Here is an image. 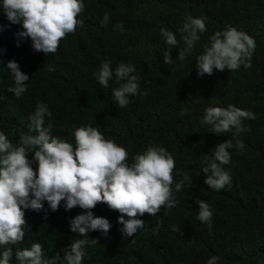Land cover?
I'll return each mask as SVG.
<instances>
[{
  "label": "trees",
  "instance_id": "trees-1",
  "mask_svg": "<svg viewBox=\"0 0 264 264\" xmlns=\"http://www.w3.org/2000/svg\"><path fill=\"white\" fill-rule=\"evenodd\" d=\"M84 4L77 17L84 21L83 27L62 39L56 53L46 56L33 49L30 38L18 37L22 24H11L6 15L0 18V131L18 144L42 102L52 114L50 119L45 117L44 126L51 125L59 137L68 139L82 126L97 127L106 139L127 149L129 164L149 146L164 147L175 159L176 181L186 173L191 186L185 181V187L175 192V207L162 206L157 216L138 215L145 227L128 238L120 231L121 214L106 204L92 211L109 220L108 237L99 231L83 237L71 231L70 220L84 210L66 211L61 202L52 212L45 201L43 211L24 210L28 222L24 240L0 246V251L12 247L10 264H19L15 252L40 243L45 258L60 253L62 261V249L76 239H89L99 243L89 242L82 264H207L213 256L219 258L217 264H264V0H84ZM105 13L109 22L101 26ZM189 15L206 17V31L181 63L180 29ZM3 21L15 27H1ZM119 24L123 32L117 29ZM228 26L254 38L251 67L198 76L197 57L204 45L210 46L211 37ZM161 28L176 34L177 46L166 44ZM164 51L171 52L175 65L164 63ZM11 60L29 76L27 91L20 98L8 91L15 86L7 68ZM105 60L113 71L122 62L136 68L139 92L129 97L124 108L114 101L112 89L126 81L118 82L113 76L105 89L97 80ZM229 105L251 111L255 119L243 121L251 131L236 137L243 149H229L230 162L221 167L230 174L231 184L217 191L205 184L202 168L209 161L204 156H212L218 143L233 139L235 129L216 134L201 121L207 107ZM29 155L34 156V151ZM197 199L211 205V229L197 219Z\"/></svg>",
  "mask_w": 264,
  "mask_h": 264
},
{
  "label": "clouds",
  "instance_id": "clouds-1",
  "mask_svg": "<svg viewBox=\"0 0 264 264\" xmlns=\"http://www.w3.org/2000/svg\"><path fill=\"white\" fill-rule=\"evenodd\" d=\"M84 9V0L2 2V16L6 15L11 24H22L23 31L17 33L18 37L30 38L33 49L45 56L56 53L62 39L74 34L77 27H83L84 21L77 17ZM206 19L203 16L193 18L191 15L185 18L180 29L184 47L179 48V62L183 63L200 41V33L206 31ZM108 22L109 15L105 13L101 26H106ZM11 24L4 22L1 27L12 30L15 26ZM116 27L124 31L122 24ZM161 34L167 45L177 46L176 34L165 28H161ZM255 47L254 38L235 27L228 26L222 32L217 31L211 37L210 46L205 44L203 54L197 57V74L201 77L205 74L211 76L214 70L234 71L241 65L250 68ZM163 57L167 65L177 63L170 51H164ZM7 68L15 80V86L8 91L20 98L27 91L25 81L29 80V76L20 70L15 60L9 61ZM134 73L136 68L132 64L122 62L113 71L110 62L105 60L96 76L105 89L109 87L113 76L118 82L126 81L112 89L114 101L124 108L130 103L129 97L139 92V77ZM143 94L147 95V92ZM51 115L45 104L38 103L34 114L30 116L29 132L22 134L16 145L0 131V246L22 242L24 228L28 225L24 210L43 211L45 201L52 212L58 211L61 202H64L66 211L76 207L84 210L83 214L70 220L71 231L83 237H88L90 231H99L105 238L108 237L112 227L109 220L94 216L92 211L98 204H106L121 214L118 223L123 226L120 229L123 237H133L145 227L144 221L137 218L138 215L147 213L157 216L162 206L169 209L175 207V192L185 187V181L191 186V177L186 173L176 181L175 159L164 147L149 146L142 154L135 155L134 162L129 164L127 149L113 139H106L99 128L82 126L73 131L70 138H61L51 125L47 128L44 126L45 117L50 119ZM246 119L254 120V113L235 105L205 109L201 123L211 125L212 132L223 134L235 129L233 139L218 143L211 151L212 156H204L209 163L202 171L206 174L205 184L210 189L219 191L226 185L230 186L231 176L221 165L230 162L229 149L244 148L243 142L236 137L251 131L243 126ZM5 123L10 124L7 121ZM33 132L36 134L33 135ZM32 151L34 156L30 157ZM195 203L199 205L197 219L207 223L211 229V205L201 199ZM89 242L99 243L98 240H74L62 249V261L60 253L50 259L45 258L40 243L17 250L15 258L19 264H82L87 256L86 246ZM12 257V247H6L0 251V264H10ZM218 259L213 256L207 264H217Z\"/></svg>",
  "mask_w": 264,
  "mask_h": 264
}]
</instances>
